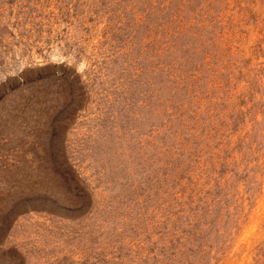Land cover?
<instances>
[{
    "label": "rangeland",
    "instance_id": "obj_1",
    "mask_svg": "<svg viewBox=\"0 0 264 264\" xmlns=\"http://www.w3.org/2000/svg\"><path fill=\"white\" fill-rule=\"evenodd\" d=\"M0 264H264V0H0Z\"/></svg>",
    "mask_w": 264,
    "mask_h": 264
}]
</instances>
